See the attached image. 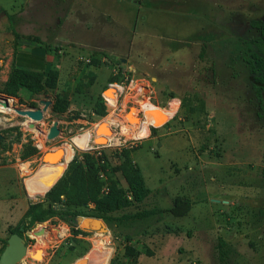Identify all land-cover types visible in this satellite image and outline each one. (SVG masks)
I'll return each mask as SVG.
<instances>
[{
	"label": "rangeland",
	"instance_id": "obj_1",
	"mask_svg": "<svg viewBox=\"0 0 264 264\" xmlns=\"http://www.w3.org/2000/svg\"><path fill=\"white\" fill-rule=\"evenodd\" d=\"M210 1L0 0V88L11 63L28 65L31 56L34 67L59 73L55 90L22 98L24 104L10 101L19 110L42 109L40 102L49 101L41 120L0 111L6 136L0 146V248L28 206L41 199H29L23 180L42 165L46 151L61 150L56 153L63 165L66 153L90 151L115 166L122 149L134 148L131 159L150 194L123 213L163 212L119 230L132 235L129 245L140 252L135 264H264V122L256 117L257 101L237 69V42L258 34L249 23L264 21V0ZM128 68L134 69L129 78L137 83L132 91L120 73ZM115 69L120 70L116 76ZM107 84L124 88L112 105L111 141L77 150L71 139L91 132L108 115L102 92L115 88ZM57 97L69 102L61 115L52 112ZM98 97L104 117L94 114ZM171 102L177 103L176 113L153 134L151 126L141 138L122 133L131 124H122L120 116L136 103L166 110ZM137 117L143 120L141 112ZM55 122L59 134L48 140ZM26 144L37 153L22 160ZM115 179L126 188L119 174ZM178 198L190 204L183 217L167 213ZM73 230L57 218L31 228L22 225L26 254L18 264H74L101 243L110 249L108 263L118 254L120 264H132L123 256V236L115 238L109 229L77 235Z\"/></svg>",
	"mask_w": 264,
	"mask_h": 264
},
{
	"label": "trees",
	"instance_id": "obj_2",
	"mask_svg": "<svg viewBox=\"0 0 264 264\" xmlns=\"http://www.w3.org/2000/svg\"><path fill=\"white\" fill-rule=\"evenodd\" d=\"M250 24L258 34L252 39L238 40L240 53L237 60V69L240 68L241 71L238 73L246 76L257 101L256 117L264 122V22L258 20L252 21ZM32 62V57L29 58L28 65L12 62L7 79L0 88V94L18 99L19 104H24V100L18 95L20 88L28 91L31 97L55 90L59 78L58 71L48 68L44 72L34 67ZM91 62L97 64L95 60ZM109 83H114V80L112 79ZM174 97L170 94L168 99L173 98L174 100ZM115 102H109L108 106H115ZM68 106L69 102L67 100L57 97L53 103L52 112L61 115L66 112ZM188 111L190 113L193 110L188 108ZM94 114L99 117L106 115L102 98L98 97L95 100ZM150 131L153 134L156 129L151 128ZM2 136L6 139L3 133ZM134 151V148L122 149L118 155L120 163L115 166H111L103 154L97 155L90 151L76 155L75 153L73 155L66 153L63 161L66 166L64 174L39 202L28 206L23 220L12 234L22 237V225L25 224L31 228L35 224L45 222L51 218H57L67 224L74 229L75 235L86 234L76 228L72 220L77 216H90L101 219L115 238L124 237L126 244L123 246V256L129 258L131 263L135 264L140 252L129 245L132 235L119 233V230L133 227L136 224L141 225L163 212L159 209H152L123 213L133 205H141L150 194L140 169L131 159V154ZM36 153L37 150L33 145H22L21 159L26 160L35 156ZM117 174L123 179L126 188L118 184L115 179ZM85 209H89L92 215H87L83 211ZM189 209V202L178 198L173 201V205L167 210V213L174 217H183ZM120 212L122 214L114 215ZM6 244L3 248H0V254ZM223 245V242L218 244L220 255L224 254ZM109 264H120L118 254L113 256Z\"/></svg>",
	"mask_w": 264,
	"mask_h": 264
},
{
	"label": "bare ground",
	"instance_id": "obj_3",
	"mask_svg": "<svg viewBox=\"0 0 264 264\" xmlns=\"http://www.w3.org/2000/svg\"><path fill=\"white\" fill-rule=\"evenodd\" d=\"M111 88H115V92H112V90L104 92L105 103L108 109V115L104 117L103 121H100L96 125H94L93 127L94 129L92 131L94 132L95 130L96 134L92 135V131L91 132L85 131L81 134L76 135L74 138L71 139V143L77 150L86 149L90 145L93 146L106 145L109 141H111L109 129L114 125H116L113 124L111 121L112 117H116V116L112 112L113 106L112 105L108 106V103L112 101L113 102L116 101L115 102V107H116V104L118 102V94L123 91L122 87L117 85L112 86ZM136 88H140V87H136ZM129 102H132V100H125L126 104ZM136 105L138 107L136 108L133 107L129 109V113L126 114L124 111L123 113L124 115L122 114L120 116L122 118L121 120L122 124L124 122H128L131 124V129L128 130L124 128L122 133L126 136H132L134 138H141L147 136L148 127L150 126L153 128H161L176 113L178 108L176 102L173 103L171 102V104L166 110L156 107L140 108L139 107V105H141L140 103H136ZM8 110H11V113L14 114L19 113L17 111L18 110L17 107L13 106L12 108L10 102L7 106H3L2 104H0L1 112H7ZM139 112H141L143 116V120L138 119L137 115ZM137 125H139V128H137ZM47 152L48 151L44 153L46 155L49 154L47 155L46 160H54L56 158L57 160L54 161L53 163H46L38 166V168H36L35 171H33L29 177L23 180L24 189L27 192L29 199L31 200H34L36 198H42L44 194L56 183V181H58L62 177L64 173L65 166L60 162V159L58 158L62 151L58 149L56 151L52 150L49 151L48 153ZM56 152H60V153L57 154ZM23 164L25 163L24 162L20 163L19 168L20 165ZM24 171L27 173L29 172L27 169L23 168L21 172ZM109 250L104 248L103 243L94 245L93 249L84 257V259H82L80 263H76V264H109L108 263L110 259ZM34 255L35 258H40L39 254L37 255L34 254Z\"/></svg>",
	"mask_w": 264,
	"mask_h": 264
},
{
	"label": "water",
	"instance_id": "obj_4",
	"mask_svg": "<svg viewBox=\"0 0 264 264\" xmlns=\"http://www.w3.org/2000/svg\"><path fill=\"white\" fill-rule=\"evenodd\" d=\"M111 86L112 85L110 84L108 85V87L110 88ZM8 100H9L8 96L0 94V104L6 106ZM40 103L43 104L42 109H28V110L18 109L17 111L20 114L29 117L33 121H39L42 119V113L45 112L46 109L51 104L49 101H41ZM58 134H59V129L57 128V122H55L48 130L47 139L52 140L55 137H57ZM94 134H96L95 130H94ZM2 139L3 136L0 134V146ZM45 157L46 154L42 155L41 164H46L47 160ZM72 222L76 228L84 231L87 230L95 233H106L109 231L105 223L98 218L77 216L73 218ZM6 243L7 244L5 248L0 254V264H18L26 254V245L24 239L18 236L17 234H11L7 239ZM82 259L84 258L79 259L74 264L80 263Z\"/></svg>",
	"mask_w": 264,
	"mask_h": 264
},
{
	"label": "built area",
	"instance_id": "obj_5",
	"mask_svg": "<svg viewBox=\"0 0 264 264\" xmlns=\"http://www.w3.org/2000/svg\"><path fill=\"white\" fill-rule=\"evenodd\" d=\"M79 60L80 61H83V62H86V63H89V59L87 58V57H85V58H83V57H80L79 58ZM119 69H115V76L116 75H118L119 74ZM122 72V73H121ZM134 71L133 70H128V69H123V71L121 70L120 71V73H121V75H122V78H123V80H124V82H126L125 83V85H126V89L127 90H131V88L133 89L134 88V86H136V84L137 83H134V82H136V81H134L132 78H129V76L133 73ZM116 85V84H115ZM115 85H112V86H115ZM111 86V87H112ZM138 86V85H137ZM124 88L122 87V90H123ZM106 90H105V88H104V91L102 92V97H103V99L105 100V97H104V92H105ZM132 91V90H131ZM122 92H120L119 94H121ZM15 99L14 98H12V97H9V100L7 101V105L9 104V102L10 101H14ZM16 103V102H15ZM6 105V106H7ZM0 114H2V113H0ZM7 115H11V114H7ZM0 134L2 135V132H1V130H0ZM6 141V139H2V142H1V144H3L4 142Z\"/></svg>",
	"mask_w": 264,
	"mask_h": 264
},
{
	"label": "crops",
	"instance_id": "obj_6",
	"mask_svg": "<svg viewBox=\"0 0 264 264\" xmlns=\"http://www.w3.org/2000/svg\"><path fill=\"white\" fill-rule=\"evenodd\" d=\"M197 1H198V3H200L201 5L204 4V2L211 3L210 0H186L185 3H186V5H191V3H193V2H196V3H197ZM18 48H19V46H18ZM19 49H22V48H19ZM33 54H35V53L30 52L29 56H31V55H33ZM31 57H32L33 60L35 59L34 56H31ZM121 62H122V63H126L125 60H124V61H121ZM123 65L125 66V64H123ZM128 70H133V71H134V69H132V68H128ZM8 72H9V71H7V72H6V75H5L4 77H2L3 82L6 81V79H7V75H8ZM107 85H108V84H107ZM104 88H105V87H104ZM18 95H19L21 98H23V99H27V98H30V97H31L30 93H29L28 91H26L25 89H23V88H20V90H19V92H18Z\"/></svg>",
	"mask_w": 264,
	"mask_h": 264
},
{
	"label": "flooded vegetation",
	"instance_id": "obj_7",
	"mask_svg": "<svg viewBox=\"0 0 264 264\" xmlns=\"http://www.w3.org/2000/svg\"><path fill=\"white\" fill-rule=\"evenodd\" d=\"M256 21H257V20H256ZM263 22H264V21H263ZM249 26H250V28H251V29L255 30L254 28H252V26H251V24H250V23H249ZM255 31H256V30H255ZM256 32H257V31H256Z\"/></svg>",
	"mask_w": 264,
	"mask_h": 264
}]
</instances>
